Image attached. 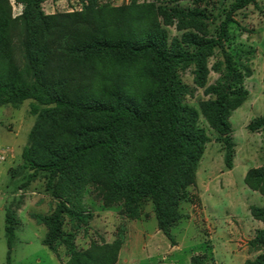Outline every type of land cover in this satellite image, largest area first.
Listing matches in <instances>:
<instances>
[{
    "label": "trees",
    "instance_id": "obj_1",
    "mask_svg": "<svg viewBox=\"0 0 264 264\" xmlns=\"http://www.w3.org/2000/svg\"><path fill=\"white\" fill-rule=\"evenodd\" d=\"M0 0V106L32 101L35 123L22 152L27 183L38 177L56 202L38 220L43 243L62 264H118L123 246L78 243L93 217L85 205L95 191L106 208L120 206L131 220L150 204L158 228L187 216L200 163L212 141L222 146L227 170L236 143L231 117L250 96L246 81L255 50L233 47L238 17L260 0H173L113 7L81 0V11L47 14L44 0ZM218 75L211 82V73ZM204 97L197 106L196 92ZM264 130V116L251 121ZM245 184L264 197V166ZM252 216L264 222V206ZM16 218L7 211V264H13ZM261 252L245 264H264V228L250 242ZM189 264H207L195 255Z\"/></svg>",
    "mask_w": 264,
    "mask_h": 264
},
{
    "label": "rangeland",
    "instance_id": "obj_2",
    "mask_svg": "<svg viewBox=\"0 0 264 264\" xmlns=\"http://www.w3.org/2000/svg\"><path fill=\"white\" fill-rule=\"evenodd\" d=\"M164 1L173 0H99V5L121 7L133 2ZM259 5L260 10L251 6L245 15L242 13L237 18L247 31L241 28L234 31L233 47L253 49L256 54L251 63L254 73L246 81L250 96L231 117L236 143L232 172L225 168L222 146L215 141L210 126L204 120L201 122L212 141L198 171L204 179L209 170L218 177L223 171L229 172L227 174L238 181L233 188L223 187L226 200L220 203L221 199L214 192L205 201L193 194V202L183 206L187 217L172 228L173 240H170L159 230L150 204L141 219L131 220L120 206L106 208L95 191H88L84 201L93 217L87 229L81 232L79 244L89 246L93 240L106 243L121 240L118 264H189L195 255L204 256L207 264H245L261 253L253 250L250 242L264 228V222L256 220L247 206H260V202L256 195L253 197L247 192L249 201L245 204L242 185L246 171L264 166V130L248 129L253 119L264 116V0H260ZM12 6L14 16H19L21 5L12 0ZM43 9L47 14L67 13L81 11L83 4L81 0H44ZM217 79L218 75L212 72L211 82ZM203 97V91H197L193 104L197 106ZM31 103L26 101L19 107L0 106V152L4 151L6 156L0 163V264H7L9 252L7 211L16 218L13 264H62L68 259L64 247L59 249L58 256L43 243L48 228L38 217L51 214L56 207V202L46 192L44 179L38 177L27 183V173L21 169V155L35 123L30 113ZM220 220L224 225L217 228Z\"/></svg>",
    "mask_w": 264,
    "mask_h": 264
},
{
    "label": "crops",
    "instance_id": "obj_3",
    "mask_svg": "<svg viewBox=\"0 0 264 264\" xmlns=\"http://www.w3.org/2000/svg\"><path fill=\"white\" fill-rule=\"evenodd\" d=\"M207 151V150H206ZM206 154V153H205ZM205 157V155H204ZM233 169L229 170V172H232ZM229 172H221V177H218L216 175V173L213 171V170H209L206 174V178L204 179L202 176H200L199 174V171H198V174H197V184L196 186L193 188L195 191H192V194L196 195L197 198H199L200 200H204L205 201V198L208 197V195H211L213 192L214 194L219 198L221 199L220 203H223L224 200H226V195L224 194V190H223V187H230V188H233L235 187L236 184H238V181L237 180H233L229 174ZM247 172L246 171L242 177V185H243V192L245 194V200L243 202H248L249 200L247 199V197L250 195V196H253V197H256L257 196V199H259V202H260V207L261 206H264V197L262 195H260L259 193L257 192H254L252 190H250L247 185L245 184V178H246V175H247ZM226 175L227 177H224L222 175ZM192 189V190H193ZM247 192H251L252 194H246ZM256 195V196H255ZM220 206V205H219ZM247 206L250 208V211H251V208L255 205L253 204H247ZM219 208V207H218ZM214 209H217V207H215ZM220 224L218 226H216L217 228H220V227H223L224 225V222L223 221H219ZM263 229V228H262ZM260 229V230H262Z\"/></svg>",
    "mask_w": 264,
    "mask_h": 264
},
{
    "label": "built area",
    "instance_id": "obj_4",
    "mask_svg": "<svg viewBox=\"0 0 264 264\" xmlns=\"http://www.w3.org/2000/svg\"><path fill=\"white\" fill-rule=\"evenodd\" d=\"M98 2H99V0H98ZM20 7H21V10L23 11V6L21 5ZM22 11L20 14H22ZM5 160H6L5 152L2 151V152H0V163L4 162Z\"/></svg>",
    "mask_w": 264,
    "mask_h": 264
}]
</instances>
